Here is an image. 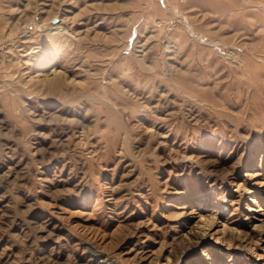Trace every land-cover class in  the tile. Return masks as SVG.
Masks as SVG:
<instances>
[{
	"label": "rangeland",
	"instance_id": "374dc122",
	"mask_svg": "<svg viewBox=\"0 0 264 264\" xmlns=\"http://www.w3.org/2000/svg\"><path fill=\"white\" fill-rule=\"evenodd\" d=\"M91 249L264 264V0H0V264Z\"/></svg>",
	"mask_w": 264,
	"mask_h": 264
},
{
	"label": "bare ground",
	"instance_id": "6f19581e",
	"mask_svg": "<svg viewBox=\"0 0 264 264\" xmlns=\"http://www.w3.org/2000/svg\"><path fill=\"white\" fill-rule=\"evenodd\" d=\"M94 253L96 264H106V257L96 249H91ZM108 263V262H107Z\"/></svg>",
	"mask_w": 264,
	"mask_h": 264
}]
</instances>
